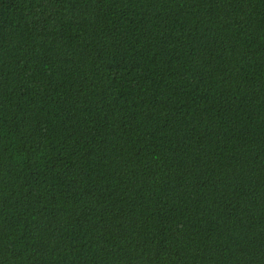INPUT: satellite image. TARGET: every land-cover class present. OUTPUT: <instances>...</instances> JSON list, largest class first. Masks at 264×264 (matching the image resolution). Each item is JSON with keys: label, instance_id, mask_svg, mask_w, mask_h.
<instances>
[{"label": "trees", "instance_id": "trees-1", "mask_svg": "<svg viewBox=\"0 0 264 264\" xmlns=\"http://www.w3.org/2000/svg\"><path fill=\"white\" fill-rule=\"evenodd\" d=\"M0 264H264V0H0Z\"/></svg>", "mask_w": 264, "mask_h": 264}]
</instances>
